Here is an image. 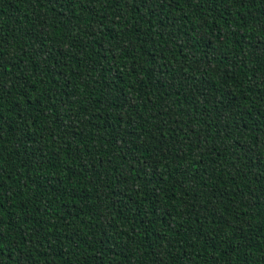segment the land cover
Segmentation results:
<instances>
[{"label": "trees", "instance_id": "16d2710c", "mask_svg": "<svg viewBox=\"0 0 264 264\" xmlns=\"http://www.w3.org/2000/svg\"><path fill=\"white\" fill-rule=\"evenodd\" d=\"M0 264H264V0H0Z\"/></svg>", "mask_w": 264, "mask_h": 264}]
</instances>
